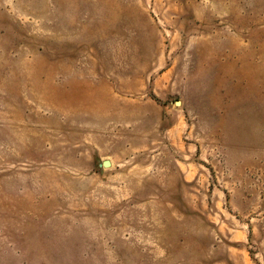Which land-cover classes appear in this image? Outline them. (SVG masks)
<instances>
[{
  "label": "rangeland",
  "instance_id": "374dc122",
  "mask_svg": "<svg viewBox=\"0 0 264 264\" xmlns=\"http://www.w3.org/2000/svg\"><path fill=\"white\" fill-rule=\"evenodd\" d=\"M0 264H264V0H0Z\"/></svg>",
  "mask_w": 264,
  "mask_h": 264
},
{
  "label": "bare ground",
  "instance_id": "6f19581e",
  "mask_svg": "<svg viewBox=\"0 0 264 264\" xmlns=\"http://www.w3.org/2000/svg\"><path fill=\"white\" fill-rule=\"evenodd\" d=\"M81 87L79 85H71L65 92L67 98L72 97L73 99L83 100L84 97L92 93V87L87 82H83Z\"/></svg>",
  "mask_w": 264,
  "mask_h": 264
},
{
  "label": "water",
  "instance_id": "95a60500",
  "mask_svg": "<svg viewBox=\"0 0 264 264\" xmlns=\"http://www.w3.org/2000/svg\"><path fill=\"white\" fill-rule=\"evenodd\" d=\"M104 166H105V167L109 166V163H104Z\"/></svg>",
  "mask_w": 264,
  "mask_h": 264
}]
</instances>
